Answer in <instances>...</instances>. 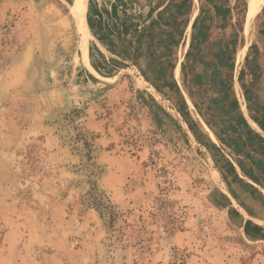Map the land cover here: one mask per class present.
I'll return each mask as SVG.
<instances>
[{
  "label": "rangeland",
  "instance_id": "rangeland-1",
  "mask_svg": "<svg viewBox=\"0 0 264 264\" xmlns=\"http://www.w3.org/2000/svg\"><path fill=\"white\" fill-rule=\"evenodd\" d=\"M182 1L0 0V264H264V161L205 98L213 56L240 112L264 76V0L221 49Z\"/></svg>",
  "mask_w": 264,
  "mask_h": 264
},
{
  "label": "crops",
  "instance_id": "crops-1",
  "mask_svg": "<svg viewBox=\"0 0 264 264\" xmlns=\"http://www.w3.org/2000/svg\"><path fill=\"white\" fill-rule=\"evenodd\" d=\"M252 1H254V0H252ZM238 2H239V0H205V3L207 6H204L202 4L201 8L199 7L198 11L194 12V14L192 16V21H189V27H192L193 22H195L194 26H193L194 27V35L196 34V32L202 31V37L204 39L207 38L206 36H208L209 32L214 31L216 36L214 37L215 41H212V46L215 44V45L219 46L218 49H221L220 47H221V45L224 44L225 39L230 38L228 36L234 37L233 35L227 34L226 31L230 28V26L232 25L231 23H233L234 20L238 16V12H239L238 11V8H239ZM246 2H247V10H248V0H246ZM145 7L146 6H144L143 9ZM100 13L98 11L94 10V11L90 12V14L92 16H89V17L92 18V20L96 17L95 21L101 22V20H103V18H104V15H103V12H100ZM147 13H148L147 11H144L141 14L140 10L137 13H133L134 14V20H137L136 24L142 26L148 19H150L148 17ZM86 16H87V13H86ZM86 22H87V20H86ZM213 23L215 25H213V27H212ZM219 31L222 33L220 34ZM224 33H225V36H224ZM219 35L220 36L222 35V39L220 38ZM221 42H223V43H221ZM212 46L210 45V47L209 46H207V47H209V49L212 50ZM242 46L245 47V50H244V54H245V52L248 48V43H245ZM206 49L207 48L204 47V50H206ZM216 50L217 49H215V51ZM244 54H243V57H244ZM246 55H247V53L245 54V56ZM243 63H244V60H243ZM203 69L206 71V74H207L208 71H207L205 65L203 66ZM248 76H249V80H245L246 83H249L251 80V77L255 76L254 81L256 82L255 83L256 85H258L259 81L262 80V77H264L263 74L262 75H255V74L250 73V72H249ZM234 79L236 82V89H238V87H237V76L236 75H235ZM251 81H253V80H251ZM256 85H254V87ZM259 98H260V96H259ZM241 112L244 114L245 120L247 121V119H248L247 123H248L249 128L242 126L240 128L241 131H239V134H240L239 138L245 144V146H250V148H252L253 152H256V154L260 153L262 156V159L264 161V131L256 123H253L251 121V119L248 116V113H247V110H246V107L244 104L241 107ZM207 128L208 127L206 126V129ZM207 131L209 133V131H211V130L208 128ZM228 132H230L229 136H231V137H233V134H234V137L237 136V135H235V133L233 131L228 130ZM248 181L252 184H255L249 178H248ZM231 199L234 200L232 197H231Z\"/></svg>",
  "mask_w": 264,
  "mask_h": 264
},
{
  "label": "trees",
  "instance_id": "trees-1",
  "mask_svg": "<svg viewBox=\"0 0 264 264\" xmlns=\"http://www.w3.org/2000/svg\"><path fill=\"white\" fill-rule=\"evenodd\" d=\"M186 2L187 0H183L181 3L183 5ZM194 23L195 22H193L192 27L194 26ZM193 34L190 40V46H189L190 49L192 48L195 42V36ZM167 36L169 37L168 42L175 44V38L173 34L170 32H167ZM198 58H199V55H198ZM216 59L217 58L213 56V58L211 57V59L208 60L206 63L210 71L209 72L210 93L208 92L209 96H205L207 102H210V99H211L210 95H211L212 88L217 90L212 96V98L218 102V105L215 107V110L213 109L211 110L213 113L212 117L217 118L218 121L220 120L223 121V118L229 119L231 121H236L237 124L249 128L247 121L245 120L244 116L240 112L238 98L235 94V90L233 86L234 84L233 72L231 70L224 71L220 64L219 66H217ZM249 59L250 58L247 54L244 58V62H248ZM238 82L242 90V94L245 98V107H246L249 118L252 119L264 131V103L261 102L260 98L253 90V86L256 82L255 81H250L249 83L244 82L243 69H240L238 73ZM166 83H167V86H174L176 89H179L174 79ZM189 96L191 97L190 94ZM192 101H193L194 106L198 109L199 113L206 119L207 126L211 130H213V132L215 133V135H217V137H219L215 130V127L213 126V123L210 122V120L207 118V116L203 112H201V109L199 108L198 104L193 99ZM241 169L245 171L243 166H241ZM102 214L103 213L101 212V215Z\"/></svg>",
  "mask_w": 264,
  "mask_h": 264
},
{
  "label": "bare ground",
  "instance_id": "bare-ground-1",
  "mask_svg": "<svg viewBox=\"0 0 264 264\" xmlns=\"http://www.w3.org/2000/svg\"><path fill=\"white\" fill-rule=\"evenodd\" d=\"M247 17L250 21V23H253V16H252V8L251 6H249L248 10H247ZM251 26V24H250ZM243 51H244V47H240V49H238L237 51V58H238V61L237 62H240L242 59H243ZM178 78V77H177ZM197 114V113H196ZM208 129V128H207ZM209 134L212 138L215 139L213 133L211 131H209Z\"/></svg>",
  "mask_w": 264,
  "mask_h": 264
}]
</instances>
